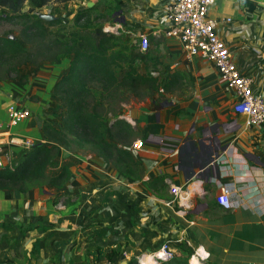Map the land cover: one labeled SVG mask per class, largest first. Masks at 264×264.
Here are the masks:
<instances>
[{
    "label": "crops",
    "instance_id": "1",
    "mask_svg": "<svg viewBox=\"0 0 264 264\" xmlns=\"http://www.w3.org/2000/svg\"><path fill=\"white\" fill-rule=\"evenodd\" d=\"M124 1L120 23L134 29L132 38L145 35L149 41L144 52L137 42V51L171 68L165 75L168 86L160 90L183 84L184 95L134 106L114 122L115 130L128 129L133 145L143 143L142 149L129 150L134 169L122 164L116 169L92 158L78 167V160H73L72 181L117 185L155 217L154 236L165 226L197 253L203 251L206 264H264V125L247 127L246 117L235 111V93L219 84L216 67L188 59L181 44L168 36L166 8L171 0ZM208 18L217 24L220 39L252 80L255 93L264 97V0H216ZM45 82L39 81L43 89L36 93L40 104L46 100L42 91L55 86ZM6 92L0 93V133L27 140L42 137L32 116L7 127L8 109L21 102L11 99L10 92L17 91ZM224 190L229 191L230 210L218 202ZM27 197L35 199L31 193ZM24 202L15 191H0V235L13 221L15 205ZM35 202L39 209L40 201Z\"/></svg>",
    "mask_w": 264,
    "mask_h": 264
},
{
    "label": "rangeland",
    "instance_id": "2",
    "mask_svg": "<svg viewBox=\"0 0 264 264\" xmlns=\"http://www.w3.org/2000/svg\"><path fill=\"white\" fill-rule=\"evenodd\" d=\"M124 2L54 0L47 8L34 14L43 22L58 23L47 26L45 33H41L40 28L39 34L35 35L24 33L35 20H10L4 10H0V39L16 41L28 51L26 57H0V93L2 89L5 92L7 89L17 91L16 94L10 92L12 96L8 97L11 96L17 104L21 102L17 106L32 112L31 116L42 132L40 138L33 135L35 140H30L33 144L52 147V144L44 141L43 127L62 128L67 114L60 97L55 94L54 86L41 90L46 94L42 104L36 97L38 89H43L39 86L41 79L55 85V81L64 72L66 74L70 67L71 58H67L68 63L64 62L66 59H60L65 51L62 45L56 43L57 40H70L68 46L72 47V42L78 39L74 35L90 36L96 41L110 37L113 41L109 47L114 48L110 51L122 53L124 58L118 62L120 68L115 70L119 83L108 88L110 92H105L106 83L100 84L97 79L89 80L86 83L91 94L85 96L90 110L95 108L102 123L97 137L104 139L107 144L117 145L122 151H125L124 148L132 151L135 141L127 135L120 136L118 130L113 128L114 122H119L125 112L142 103L160 102L162 98L184 95L181 88L183 84L173 86L172 91L160 90L165 87V75L171 68H164L154 58L145 57L137 51V40L130 33L134 29L120 23L119 13ZM91 8L93 10L88 14L84 12ZM24 13H30L28 3ZM80 13L85 19L76 23L75 18ZM129 74H133L134 79L139 75L147 80L137 83L123 81ZM150 77L163 79L153 83ZM66 139V144L57 143L55 162L58 167L49 173L48 178L28 177L23 183L4 190L24 196L25 202L15 205L13 221H9L7 232L0 235V264H139V257L161 252L164 259L157 260L155 264H189L197 250L168 229L166 231L165 226L158 230L159 235L154 236L157 225L155 217L144 211L130 194L120 191L117 185L98 182L76 185V181L71 179L73 176L65 183L53 182L64 167L70 169L73 160H78V167L82 166L81 161L85 158L102 160L116 169L119 167L114 160H107V147L97 142L93 134ZM26 150V146L10 144L7 153L12 158L10 161L14 172L20 156ZM122 165L126 166L125 163ZM30 193L40 201L39 209L35 206V199L27 200ZM46 202L47 207L42 205ZM174 241L180 243L174 244ZM201 264H206V261Z\"/></svg>",
    "mask_w": 264,
    "mask_h": 264
},
{
    "label": "trees",
    "instance_id": "3",
    "mask_svg": "<svg viewBox=\"0 0 264 264\" xmlns=\"http://www.w3.org/2000/svg\"><path fill=\"white\" fill-rule=\"evenodd\" d=\"M53 1L54 0H0V10H4L6 17H9L10 20L20 18H31V20H35L24 32L35 35L41 30V33L47 32V26L58 23L57 21L54 23L43 22L34 14L43 8H47ZM27 3L30 7V13L28 14L24 13V8ZM92 10V8L86 9L84 12L88 14ZM82 19H85V16L80 13L75 18V22L79 23ZM74 37L78 39L72 42V47L68 46L71 43L70 40L56 41V43L64 47L63 51H65L60 59L63 61L66 59L64 62L68 63L67 58H71L69 62L70 67L66 75L54 86L55 94L60 97L61 102L67 110L62 128L54 129L47 125L43 127L44 141L52 144V147L34 143L31 148L23 151L15 172H10L9 170L0 172V191L5 190L9 186L21 184L27 180L28 177H36L38 179L48 178L49 173L58 167V163L55 162V153L58 152L59 145L57 143L66 144V138L70 136L86 137L87 133H91L95 136L97 142H101L103 146L107 147V152L109 153V157H107L108 161L114 160L118 165L125 163L127 167L134 166L129 150L122 151L116 147L117 145L107 144L104 139L101 140L97 137L98 128L102 126V123L99 116L95 113V108H93V111L90 110V105H88V101L85 100V96L91 94L87 89L89 80L97 79L100 84L106 83L105 92H110L108 88L111 86L114 87L119 83L115 70L120 68L118 62L122 61L124 57L120 52L110 51L114 49L109 47L113 38L111 39L109 37V39L104 38L96 41L95 38L90 36L79 37L74 35ZM27 52V49L16 41L7 38L0 39L1 59L3 57L16 58L17 56L23 55L26 57ZM60 61L57 63H60ZM136 76L137 78L134 79L133 74H129L124 77L123 81L132 80L131 82L137 83L147 80L145 77ZM149 80L153 83L157 82V80L152 77H150ZM47 133H50L48 137L46 136ZM117 133H119L120 136H130L126 128H119ZM70 170L69 167H64L61 174L56 177L53 182H67L71 176ZM62 188H59V190ZM190 253L191 252L188 253L189 256H191Z\"/></svg>",
    "mask_w": 264,
    "mask_h": 264
},
{
    "label": "built area",
    "instance_id": "4",
    "mask_svg": "<svg viewBox=\"0 0 264 264\" xmlns=\"http://www.w3.org/2000/svg\"><path fill=\"white\" fill-rule=\"evenodd\" d=\"M216 0H171L166 8L171 23L168 36L177 40L185 56L201 59L212 63L218 72V82L227 86L236 96L234 105L236 113L244 115L249 128L264 125V97L253 90L252 80L246 77L234 63L226 44L217 33V24L208 18V13ZM141 51L149 47L147 36H136ZM31 118V112L25 108L13 105L8 109V128L21 125ZM1 129V126H0ZM10 144L31 148L32 141L16 136L9 132L0 133V172H14L11 159L8 157ZM135 150L143 148V143H137ZM177 192L175 191V194ZM229 191L219 197L218 202L226 209L232 208L228 198Z\"/></svg>",
    "mask_w": 264,
    "mask_h": 264
},
{
    "label": "bare ground",
    "instance_id": "5",
    "mask_svg": "<svg viewBox=\"0 0 264 264\" xmlns=\"http://www.w3.org/2000/svg\"><path fill=\"white\" fill-rule=\"evenodd\" d=\"M162 253V252H161ZM161 253L158 254H146L139 257L138 262L139 264H155L157 260L164 259V255ZM207 255L203 251H198L196 255L190 258L189 264H201L202 260H205Z\"/></svg>",
    "mask_w": 264,
    "mask_h": 264
},
{
    "label": "water",
    "instance_id": "6",
    "mask_svg": "<svg viewBox=\"0 0 264 264\" xmlns=\"http://www.w3.org/2000/svg\"><path fill=\"white\" fill-rule=\"evenodd\" d=\"M121 23H124V20H122Z\"/></svg>",
    "mask_w": 264,
    "mask_h": 264
}]
</instances>
